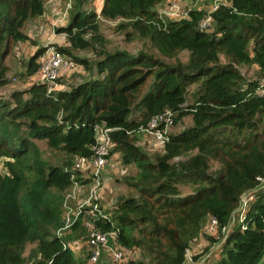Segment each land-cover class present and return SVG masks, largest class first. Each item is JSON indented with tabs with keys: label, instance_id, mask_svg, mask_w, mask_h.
Listing matches in <instances>:
<instances>
[{
	"label": "trees",
	"instance_id": "trees-1",
	"mask_svg": "<svg viewBox=\"0 0 264 264\" xmlns=\"http://www.w3.org/2000/svg\"><path fill=\"white\" fill-rule=\"evenodd\" d=\"M72 1L75 10L61 30L76 45L96 13L84 10L89 0ZM159 1L104 0L100 15L128 19L160 58L149 52H108L89 68V78L69 91L49 95L46 86L34 84L0 98V156L13 159L14 166L12 179H3L4 199L0 190L3 262L9 255V264H21L25 242L35 241L40 251L35 264H90L89 252L82 249V257H75L67 244L78 240L81 224L71 234L57 235L63 217L50 189L70 185L73 174L66 168L76 156L91 153L96 128L104 125L111 128L123 163L135 164L141 182H149L136 189L139 197L122 199L108 223L94 222L99 229L105 225L101 231L115 230L124 248L140 246L148 254V261L124 258V264H183L188 239L204 217L218 220L219 230L227 227L240 198L251 193L254 200L244 220L224 238L214 264H264V0H225L229 6L208 14L190 10L175 21L157 17ZM44 9L43 0H0V88L12 44L26 39L23 22ZM182 52L189 53L188 63L174 62ZM184 110L193 125L170 134L167 153L156 163L148 161L131 135L154 115L172 111L177 119ZM33 140L64 152V167L40 160ZM187 152L186 161L169 162ZM179 185L191 191L182 195Z\"/></svg>",
	"mask_w": 264,
	"mask_h": 264
},
{
	"label": "rangeland",
	"instance_id": "rangeland-1",
	"mask_svg": "<svg viewBox=\"0 0 264 264\" xmlns=\"http://www.w3.org/2000/svg\"><path fill=\"white\" fill-rule=\"evenodd\" d=\"M104 0H89L84 7V10L94 11L96 17L90 23L87 32L81 36V41H77L76 45H72L64 29L68 26V22L72 13L74 12V5L72 0H43L44 13L40 16L28 17L22 24V32L26 36L25 40H19L12 44L11 51L5 60V85L0 88V98H8L10 93L16 90H26L31 85L36 84L35 73L38 70L37 57L51 49H57L62 53L67 61H71L74 68L70 75L63 80V85L59 91H69L72 86L83 79H88L90 76V67H96V62L104 58L108 52L117 50L126 51L130 54L139 52L150 53L155 58H160L156 50L151 44L142 37L139 32L132 28L128 23V19L115 18L105 19L100 15L103 7ZM159 4L154 7L157 17L164 20H181L186 18L190 10L198 9L210 13L219 8V5L229 6L228 1L225 0H160ZM214 10V11H215ZM204 29V28H203ZM85 42L87 45H85ZM82 43L84 46L79 45ZM61 49L68 51L69 54L63 52ZM188 52L179 53L174 57V62L180 61L188 63ZM33 58V59H32ZM220 60L225 62L220 56ZM149 83V82H148ZM149 84L142 88L138 93L140 97L148 90ZM193 91V87L190 88ZM47 90V87H46ZM192 91L189 92L187 97V104H192ZM27 97V96H24ZM178 116V113H172L171 123L167 127V136L176 134L184 129L190 128L194 121L192 120L190 112ZM179 115V114H178ZM133 143L141 148V150L148 156V161L155 162L157 156H163L167 153V144L158 148H149L147 142V133L141 131L140 133H133L131 135ZM36 145L37 154L39 159L48 165L63 166V163L68 160L67 155L53 148H49L42 140H33ZM193 152V151H190ZM190 152L184 153L183 156H177L171 159V162H177L179 159L187 160ZM194 153V152H193ZM74 156L71 158V163ZM156 163V162H155ZM214 161L208 163L212 165L213 170ZM216 168V166L214 167ZM13 159L6 156H0V190L2 198L4 199V186L3 179H12ZM71 171L70 185L62 190H57L55 187L50 189L59 201V208L61 218L64 219L69 215L73 220L72 225L67 229L57 230V235L61 236L65 233L71 234L72 227L79 223V235L77 241L72 243L73 247L71 253L75 257H82V249L85 253L91 250L88 247L86 240L90 232V226L93 221H106L111 220L117 211L118 205L122 199L129 197H139L137 188L148 186L149 182H141L139 179L140 169L135 164L126 165L122 161V153L120 151L111 150L109 165L102 171L101 186L97 189V193L91 199L90 189L92 187L90 175L82 171H76L73 167H67ZM108 173L106 177L105 173ZM182 195L188 194L191 188L188 186L179 185ZM101 214V216H100ZM130 217H135V214H130ZM209 216L204 217L203 224L199 227L196 234L188 239V248L183 256V264H214L220 256V246L224 242V238L232 231L233 227L239 222V211L233 212L230 217L228 226L213 234H207V226L209 223ZM105 225L100 227L103 229ZM105 231V230H104ZM103 231V232H104ZM111 231H106L109 233ZM116 235L111 237V243L115 244L120 250L126 254L125 258L129 260H142L148 261L149 257L146 251L140 246L134 248H124L121 244L117 243ZM142 242L147 243L144 237L138 236ZM68 244V243H67ZM70 245V244H69ZM78 247L79 249L75 248ZM37 243L25 242L22 250L21 264H35L36 260L40 258V251L37 250ZM69 247V246H68ZM7 251V247L0 245V264H9L10 256L7 255V262H3L1 253ZM20 255V252H19ZM81 255V256H80ZM208 260V261H207ZM89 263V262H88ZM124 258L120 260L113 259L112 255L105 251L94 264H124ZM11 264H15L11 260ZM17 264V263H16ZM91 264V263H90Z\"/></svg>",
	"mask_w": 264,
	"mask_h": 264
},
{
	"label": "built area",
	"instance_id": "built-area-1",
	"mask_svg": "<svg viewBox=\"0 0 264 264\" xmlns=\"http://www.w3.org/2000/svg\"><path fill=\"white\" fill-rule=\"evenodd\" d=\"M209 25V18L205 19L201 23V28H207ZM64 55L58 52L57 49H51L47 52L40 54L36 61L38 70L35 73L36 84L44 85L47 87V93L53 94L58 92L63 85V80L67 78L72 72L74 65L69 60H65ZM172 111H167L162 114L154 115L150 118L146 128L140 130L147 133V142H149V148H158L168 140L167 127L171 123ZM111 128L104 125L98 126L95 131L94 143L92 144L91 153L85 156H76L73 161V169L76 171H82L90 175L92 187L90 189L91 199L97 193V189L101 186V174L102 171L109 165L110 153L114 143L110 137ZM254 195L246 194L240 198L239 211V223L244 220L243 212L252 202ZM101 216V214H100ZM97 220V219H96ZM207 226V234H213L218 231V220L214 217L209 218ZM73 220L69 215H66L64 219V227L67 229L72 225ZM95 220L90 226V232L86 243L91 250L89 252L88 262L94 264V262L103 254L108 251L113 259L120 260L125 258L126 254L123 250H120L115 244L111 243V237L116 235L115 230L113 232L105 233L101 231L95 225ZM226 227H224L225 229Z\"/></svg>",
	"mask_w": 264,
	"mask_h": 264
},
{
	"label": "crops",
	"instance_id": "crops-1",
	"mask_svg": "<svg viewBox=\"0 0 264 264\" xmlns=\"http://www.w3.org/2000/svg\"><path fill=\"white\" fill-rule=\"evenodd\" d=\"M105 174H106L105 176L107 177L108 173L106 172ZM72 243H73V241L68 243V244H70L71 248L73 247ZM75 248L79 249L77 246Z\"/></svg>",
	"mask_w": 264,
	"mask_h": 264
}]
</instances>
